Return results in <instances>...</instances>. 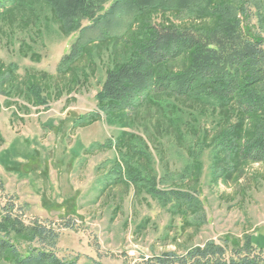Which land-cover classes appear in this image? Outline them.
Returning a JSON list of instances; mask_svg holds the SVG:
<instances>
[{
  "label": "rangeland",
  "instance_id": "1",
  "mask_svg": "<svg viewBox=\"0 0 264 264\" xmlns=\"http://www.w3.org/2000/svg\"><path fill=\"white\" fill-rule=\"evenodd\" d=\"M24 1L28 5L0 18V181L23 214L22 231H11L21 250H27L24 232L33 218L61 223L67 216L75 222L61 229L58 253L77 257L78 264H138L209 242L264 248V162L240 161L213 142L229 108L163 95L123 123L110 124L103 114L76 126L78 116L98 110L107 70L128 47L122 40L92 44L75 78L57 74L78 31L68 30L47 0ZM252 11L253 28L263 20V31L264 0H254ZM144 18L177 27L217 24L211 15L186 10L155 9ZM10 64L16 75L7 78ZM188 65L182 58L167 68ZM28 73H38L47 86V103L30 97ZM129 161L152 173L166 193L155 196L149 185L135 183ZM3 218L0 205V225ZM14 261L0 255V264Z\"/></svg>",
  "mask_w": 264,
  "mask_h": 264
},
{
  "label": "trees",
  "instance_id": "2",
  "mask_svg": "<svg viewBox=\"0 0 264 264\" xmlns=\"http://www.w3.org/2000/svg\"><path fill=\"white\" fill-rule=\"evenodd\" d=\"M47 1L58 18L66 21L68 30L78 31L70 51L58 64L57 74L70 73L75 78L76 66L83 57H88L87 49L92 44L122 40L129 50L123 60L107 70L97 93L98 110L78 116L76 126L86 125L103 114L110 124L123 123L140 107L160 103L159 97L163 95L208 99L220 110L229 108L230 114L213 138L215 146L240 161L264 162V30L263 20L261 28H253L254 0H227L226 4H217L215 0ZM25 4L28 5L24 0H0V18ZM155 9L211 15L217 24L213 29L177 27L144 18ZM83 19L89 20L88 23L83 24ZM182 58L188 59L186 69L168 70L169 62ZM15 67L9 65L7 78L10 73L16 75ZM38 76L28 73L26 83L34 103L43 105L50 93L45 92L47 86ZM128 168L135 183L149 185L155 196L166 193L156 187L152 173L142 174L130 161ZM116 172L118 178L121 170ZM181 195L191 198L188 194ZM0 205L4 216L0 225V255L13 256L14 264H78L77 257H62L58 253L60 231L73 227L72 216L62 217L61 223L33 218L34 226L24 232L27 250L22 251L11 231L19 229L23 214L1 181ZM138 264H264V248L251 243L229 248L209 242L183 253L168 251Z\"/></svg>",
  "mask_w": 264,
  "mask_h": 264
}]
</instances>
